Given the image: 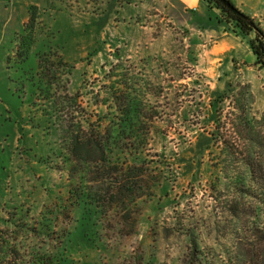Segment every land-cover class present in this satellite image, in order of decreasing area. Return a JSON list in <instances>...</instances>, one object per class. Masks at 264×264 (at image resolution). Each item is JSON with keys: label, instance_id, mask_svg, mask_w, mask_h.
I'll return each instance as SVG.
<instances>
[{"label": "rangeland", "instance_id": "rangeland-1", "mask_svg": "<svg viewBox=\"0 0 264 264\" xmlns=\"http://www.w3.org/2000/svg\"><path fill=\"white\" fill-rule=\"evenodd\" d=\"M231 1L264 29V0ZM204 2L220 20L221 11ZM194 14L178 0H0V264L11 246L63 254L60 264H174L190 243L183 227L188 238L214 246L220 255L214 264H230L226 230L238 217L212 198L206 182L216 117L210 102L228 95L219 105L227 129L239 107L260 118L264 69L248 44L255 32L243 38L234 23L220 21L239 41L220 54ZM49 48L74 64L72 91L104 89L117 63L142 90L151 82L163 91L156 101L171 115L157 123L168 139L157 134L154 146L181 169L168 185L170 200L146 203L134 227L70 196L81 175H72L58 132L44 128L36 84L38 55ZM176 196L178 205L171 201ZM175 216L183 223L174 225Z\"/></svg>", "mask_w": 264, "mask_h": 264}, {"label": "trees", "instance_id": "trees-1", "mask_svg": "<svg viewBox=\"0 0 264 264\" xmlns=\"http://www.w3.org/2000/svg\"><path fill=\"white\" fill-rule=\"evenodd\" d=\"M205 1L221 11L220 21L238 27L235 32L239 36L255 32L248 44L256 63L264 69L263 27L238 7L245 16L220 0ZM73 69L74 64L49 48L38 55L35 71L38 94L44 99V128L58 132L67 161L72 163V175H81L79 186L69 190L70 196L80 206H96L95 214L100 217L110 215L120 218L123 226L134 227L146 203L156 198L170 200L168 185L176 181L177 169H181L172 156L167 158L163 149L160 152L154 146L157 134L168 139L157 123L171 115L156 101L163 91H156L151 82H145L142 90L138 86L143 84L129 76L121 63L106 76L105 90L81 85L72 91L68 75ZM227 96L219 94L210 102L216 117L214 129L208 132V149L212 150L208 152L211 172L206 182L212 198L238 217L226 230L231 235L230 245H224L227 262L264 264V111L257 118L239 107L233 129H227L219 106ZM171 201L180 204L177 196ZM175 217L174 225L183 223L184 218ZM182 229L178 231L190 243L183 258L174 264H214L215 258H220L214 246H203L197 237L188 238V227ZM9 255L4 264H60L64 259L63 254L48 250L24 253L16 246L10 247Z\"/></svg>", "mask_w": 264, "mask_h": 264}, {"label": "crops", "instance_id": "crops-1", "mask_svg": "<svg viewBox=\"0 0 264 264\" xmlns=\"http://www.w3.org/2000/svg\"><path fill=\"white\" fill-rule=\"evenodd\" d=\"M182 7L188 10H194L195 23L204 31H210L216 44L214 52L224 53L229 47V43H234L238 39L225 30V24L220 22L218 11L210 8L204 0H178ZM201 7V8H200ZM202 10L199 13V10ZM198 13V14H197ZM217 46V47H216Z\"/></svg>", "mask_w": 264, "mask_h": 264}, {"label": "water", "instance_id": "water-1", "mask_svg": "<svg viewBox=\"0 0 264 264\" xmlns=\"http://www.w3.org/2000/svg\"><path fill=\"white\" fill-rule=\"evenodd\" d=\"M222 1L228 8H230L234 13L241 15V16H245L244 13H242L230 0H220ZM247 20L249 21V23L254 26L255 22L249 18H247Z\"/></svg>", "mask_w": 264, "mask_h": 264}]
</instances>
